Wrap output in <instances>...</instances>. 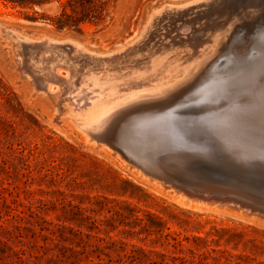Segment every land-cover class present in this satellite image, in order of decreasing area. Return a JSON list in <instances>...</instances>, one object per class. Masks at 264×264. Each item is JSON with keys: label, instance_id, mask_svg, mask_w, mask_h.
Returning <instances> with one entry per match:
<instances>
[{"label": "rangeland", "instance_id": "1", "mask_svg": "<svg viewBox=\"0 0 264 264\" xmlns=\"http://www.w3.org/2000/svg\"><path fill=\"white\" fill-rule=\"evenodd\" d=\"M185 1L188 0H115L112 20L105 26L85 24L81 29H58L47 19L57 12L56 4L49 11L36 6L21 8L9 0H0V223L4 227L20 225L26 241L53 245L52 239L60 233L57 227L63 225L66 227L63 235L67 237L64 243L81 249L85 241H95L85 233L105 236L95 225L118 226L110 234L124 238L127 234L118 231L129 229L127 222L134 224L133 218H127L132 215L130 209H135L139 216L150 211L162 217L166 232L188 237L185 246H191L197 254L209 251L203 256L209 264H227V261L264 264V212L229 208L209 211L180 204L159 183L142 176L138 167L125 158L119 149L122 144L117 141L124 133L127 115L134 116L142 108L167 106L182 93L193 90L199 84L192 85L200 71L212 58L229 50L236 33L246 35L243 39L249 38L243 40L245 46L244 42L238 46L239 51H245L258 31L255 29L263 28L264 0H200L180 8L165 7L148 21L149 26L146 24L139 40L126 47L121 55L87 57L73 49L71 63H67L56 44L71 32L72 38L83 41L87 47L109 51L135 35L147 19L151 4ZM1 24L41 41L25 42L14 37L11 42ZM34 28L50 33L42 35ZM44 36L58 39H41ZM58 66L64 70L58 71ZM54 69L63 75L60 81L54 78L57 73ZM75 70L77 74L73 73ZM125 81L133 82L130 89H124ZM139 81L144 82L145 88L158 86L170 90L161 95L154 94L157 91L147 92L153 94L147 97L137 93ZM96 103L109 106L97 122L108 116L110 119L108 127L96 133L74 126L65 112L71 109L70 112L75 111L73 114L80 113L79 119L84 121V116L98 107ZM102 134L106 135L105 139ZM70 228L83 233L75 234ZM139 229L140 226L134 228ZM145 235V232L139 234ZM151 237L143 241L128 236L127 240L145 249L172 253V247L152 243ZM187 253L189 258L194 257L193 264H197L198 255ZM116 254L111 251L114 258ZM79 257L83 259L81 263L89 262L85 256Z\"/></svg>", "mask_w": 264, "mask_h": 264}, {"label": "bare ground", "instance_id": "2", "mask_svg": "<svg viewBox=\"0 0 264 264\" xmlns=\"http://www.w3.org/2000/svg\"><path fill=\"white\" fill-rule=\"evenodd\" d=\"M198 1L200 0H188L184 3H170L159 6H154L153 4H151L149 6V15L147 19L142 23L135 35L132 36L130 40L119 43L109 51H99L97 49H91L87 47V45L83 41L72 38V36H70L72 35L71 32H67L63 37H61V39L52 36H44L41 39H50V41L58 39V43L56 44L59 45L58 47L60 48V56L67 63H71V58L73 56L70 54L73 52V49L79 51L81 54L87 57L107 54L121 55L123 54L122 52L126 47L133 45L139 40V37L142 36L145 31L146 24L147 26H149L148 21L152 19L153 16L158 15V13L163 10V8H171L172 6H177V8H180ZM189 23L191 25L192 23H194V21ZM234 25L237 26V24ZM4 27V35L6 36V38L8 37V39H12L11 42H13L14 37H17L25 42H34L35 40L41 41L40 39H34L24 36L25 34H21L19 31L15 30L16 28L9 29L11 27ZM256 27L258 28V26ZM204 28L202 29V31H205ZM231 28H233V26ZM235 28L236 27L234 26V29ZM254 28L255 26L253 27V29ZM185 29L186 27H184L183 32L185 31ZM239 29L237 28V30ZM244 29L246 28L244 27ZM34 30H38L42 35L50 33L49 30L44 29L34 28ZM255 30L258 31H255L256 33L254 34V30H252V33L254 34H252L253 39L250 38L251 42L248 46L245 47V51L242 52L239 51L241 47L238 49V46L240 44H243V40L248 37L243 39L244 35L239 36L237 33L235 37L231 35L230 37H233V39L231 40V38L229 37V41L231 40V45L229 46V48H227L229 50L224 54H221L219 57L216 56L217 58L215 57L214 60L212 58V60L205 65V68H202L203 70L201 69V73L199 72L200 74L197 76L192 85L195 84L194 86H196L198 83L199 84L195 88H193V90H189V92H185V94L182 93L183 95H179L180 98H175V100L167 106H161L158 108L155 107L151 109L142 108V110H140L139 113L134 114V116L127 115L126 124L124 126V133L121 137H119V139H117V141H120L123 147H125L132 155L139 158L141 162H144L143 164L148 168L153 167L154 170H157L158 172H161L162 174L176 180L185 182H197L215 188V190H213L214 195L226 197L233 196V193L237 192V194H240L242 197H246L249 200H252L264 206V23L263 28L259 27V29ZM232 31L234 33V30ZM240 31L241 30H239L238 32ZM201 35L203 36V34ZM212 36L209 35L208 37ZM225 39L228 40V38ZM247 41H249V38ZM15 44L17 45L16 42ZM246 44L244 42V46ZM18 46L19 45H17V47ZM221 50L224 51V49ZM217 52L218 51H216V53ZM205 55H207V53H205ZM220 58H222V61ZM202 67H204V64L202 65ZM59 69L61 71L64 70L63 68L58 66V71ZM58 71H55L57 73H54V78L60 81V77L62 76L61 78H63V75H61ZM76 72H78V70L73 71V73ZM27 75H29L28 72ZM128 79L129 77L127 76L126 81H128ZM142 79L144 80V77ZM54 80L55 79H53V81ZM38 81L40 82V80ZM52 83L53 85H55V82ZM132 84L133 82H126L123 87L125 90L130 89ZM136 87L139 89L137 93L147 97L148 95H153L148 94L147 92L150 93L153 91H157L154 94L161 95L163 93L166 94V92L170 90L169 88H160L158 86L155 88H145V84L143 81H139L136 84ZM121 98H123V96ZM53 99H55V97H53ZM121 100L122 99H120V101ZM115 102L117 103V101ZM100 104L101 105H97L96 103L98 107H96L95 110L91 108L93 105L89 107L91 110L93 109V111L88 110L91 112H89L87 115L84 114L86 116V118L84 116V121L83 119H79L80 113L79 115L73 114L75 112L74 110L73 113L70 112L71 109L69 111L66 109L65 112L69 114L68 118H72L71 120H73L74 126L76 124L77 126L84 127L85 129L87 128V130L89 129L90 131L95 130L94 133H96V130L103 129L105 127L107 128V125L110 123L108 115V117H105L97 122V120L100 119L106 112V109L109 108V106L106 108L107 103H105V105L103 103ZM194 108L197 109V111L193 110ZM171 115H180L182 117L198 116L200 117V119H202V121L200 122V126H194L193 128H190V132L186 133L189 138H186L178 132V128L175 122L172 120ZM61 117L63 116L61 115L60 118ZM166 117H169L170 120L168 121ZM93 123H95V125H92ZM117 124L118 122L116 123V125ZM87 133L89 134V132ZM103 137L105 139L106 135L102 134V138ZM99 139H101L100 136L98 138V141ZM154 166H157V168ZM167 195L169 196V194ZM177 202L183 205L192 206L196 209L209 210L205 206H203L204 208H198L192 202L185 199L184 201ZM220 210L221 209L217 208L209 211Z\"/></svg>", "mask_w": 264, "mask_h": 264}, {"label": "trees", "instance_id": "3", "mask_svg": "<svg viewBox=\"0 0 264 264\" xmlns=\"http://www.w3.org/2000/svg\"><path fill=\"white\" fill-rule=\"evenodd\" d=\"M14 6L21 8H34L35 6L44 7L45 10L52 11L56 4L58 10L53 16H48L50 24L58 29H81L82 25L92 24L95 26H105L112 20L113 4L115 0H9ZM46 6V7H45ZM49 7V9H47ZM133 223L127 222L129 229H120L118 233L127 234L124 238L115 237L110 234L118 226L111 228H101L93 224L99 231L105 233L100 236L92 233H85L87 238H94V242L85 241L81 249H75L67 245V237L63 235L65 226L57 227L59 237L52 240L53 245H37L24 239L23 229L20 225L4 227L0 223V264H193L194 257L188 256L187 251L193 256L197 254L191 246H185L184 241L189 238L182 237L177 232H166L165 222L161 216L147 211L144 216L135 214V209H130ZM134 212V213H133ZM1 218V217H0ZM92 219L91 216L87 217ZM132 224V225H131ZM140 226L139 230H134ZM93 228V227H92ZM91 228V229H92ZM169 229V228H168ZM73 233L82 235V231L69 229ZM146 233L145 237L139 234ZM55 234V231H52ZM150 239L152 243H160L162 246L172 247L170 254L156 249H145L142 246L131 243L127 240L128 236H136L139 240ZM200 237H195L199 239ZM90 248V249H88ZM111 251L117 252L114 258ZM205 251L198 255L197 264H209L204 261L203 256L209 254ZM85 256L89 262L81 263ZM227 264H234L227 261Z\"/></svg>", "mask_w": 264, "mask_h": 264}, {"label": "water", "instance_id": "4", "mask_svg": "<svg viewBox=\"0 0 264 264\" xmlns=\"http://www.w3.org/2000/svg\"><path fill=\"white\" fill-rule=\"evenodd\" d=\"M41 9V6H36ZM196 110L197 109H193ZM172 120L175 122L178 132L182 136L189 138L186 133L190 132V128L194 126H200L202 119L200 117H182L180 115H171ZM167 118V117H166ZM169 121V117L167 118ZM119 149L124 154L125 158L132 163L135 167H138L141 171V175L149 177L153 181H157L164 187L165 192L169 194L176 201L188 200L192 202L198 208H204L205 206L209 210L221 209L226 211L227 208L234 210H244L246 212L259 211L264 212V206L260 205L246 197H242L240 194L233 193V196H220L214 195L210 186L200 184L197 182H185L173 179L167 175L154 170L153 167L148 168L137 158L132 155L125 147L120 146ZM157 168V166H154Z\"/></svg>", "mask_w": 264, "mask_h": 264}]
</instances>
